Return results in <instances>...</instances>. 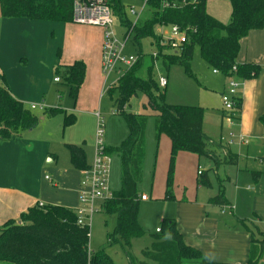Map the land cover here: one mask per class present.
<instances>
[{
	"label": "trees",
	"instance_id": "obj_1",
	"mask_svg": "<svg viewBox=\"0 0 264 264\" xmlns=\"http://www.w3.org/2000/svg\"><path fill=\"white\" fill-rule=\"evenodd\" d=\"M162 1L150 0L148 13L133 24L121 0H106L125 27L130 29L133 25V39L140 46L141 54L138 62L118 78L116 85L108 88L112 98L118 92L115 98L117 114L125 119L129 133L119 145L106 146L109 155L117 154L122 161L121 193L108 198L102 206L106 213L117 215V224L108 234L107 246L90 251L91 228L78 222L76 209L59 204H37L23 212L19 220H8L0 227V264H117L108 252V247L115 245L122 248L128 259L127 264H230L206 260L199 249L185 242L173 218H164L160 231L150 234L152 242L142 249L143 259L133 256V241L148 235L138 216L142 196L139 184L144 176L149 115L129 112L127 108L139 93L146 95V108L157 113V139L164 135L171 140L165 200L177 201L171 186L175 178V161L181 151L210 158L215 167L221 163L237 165L239 154L229 145L216 142L205 133L204 107L168 103L166 93L153 76L154 64L149 67L147 78L138 75L145 58L141 45L143 40L149 39L150 45L162 52L157 30L162 24H175L187 28L188 41L180 55H162V63L168 71L172 65H182L193 76L191 62L196 47H199L202 59L225 77L241 81L255 78L260 74L261 66L251 62L239 63L238 56L242 39L252 30L264 29V0H227L232 5L227 23L207 11L209 2L213 0H171L179 5L164 9L161 7ZM74 3L75 0H0V10L5 18L23 17L69 23L73 22ZM56 72L69 86L70 96L77 102L87 76L86 62L75 60L68 65H58ZM241 107L240 99L239 114ZM44 113L49 117L64 114V127L77 121L74 113L61 107H46ZM260 121L264 126V113ZM38 123L39 117L12 94L5 75L1 74L0 142L21 136ZM66 147L75 168L81 171L90 166L81 146L67 143ZM200 175L198 183L202 187H211L207 174L202 172ZM261 175V171L253 172L256 180ZM220 187L219 193L209 200L212 205L229 204L223 185ZM239 221L247 227V219L239 218ZM239 264H264V231L259 235L252 233L249 260Z\"/></svg>",
	"mask_w": 264,
	"mask_h": 264
},
{
	"label": "crops",
	"instance_id": "obj_2",
	"mask_svg": "<svg viewBox=\"0 0 264 264\" xmlns=\"http://www.w3.org/2000/svg\"><path fill=\"white\" fill-rule=\"evenodd\" d=\"M224 6L227 8V12L221 10ZM207 11L214 17L227 23L232 13V5L227 0H213L209 2ZM24 19L23 17L5 18L1 15L0 10V36L9 51L15 46L16 36H24L21 35L24 21H26ZM61 23H64V26H61V32L63 34L62 58L68 52L70 61L69 63L59 64L68 65L75 60H83L86 62L87 76L80 89L77 102L79 105L85 101L87 111L96 115L97 120H94L95 123L93 122L90 128L81 130L80 135L76 137L77 139H73L68 137V134L72 133L68 127L67 130L66 128L64 129L61 135L58 133L60 132V128H55V130L49 129L48 124L50 122L47 120L48 116L44 113L35 128L30 129L21 136H15L11 140L0 142V227L8 220H19L23 212H27L29 208L40 203L44 205L59 204L74 209L80 206L81 171L72 165L71 160L69 165H66L64 162L63 166L59 167L61 157L68 150L66 147L67 143H74L81 146L85 150L89 165L94 161L98 118H103L102 113L96 110L95 105L98 104L99 97L108 87V77L104 74L102 66L104 30L98 26L74 22ZM33 30L39 34L36 26ZM29 35L30 33L26 34V36ZM33 36L34 41L37 43L38 40L35 38L37 35L33 34ZM3 61L0 58L1 71L5 75L6 64ZM238 62L259 64L261 66V72L257 77L241 82L238 95L242 100V107L239 114V125L236 129L240 131V134L244 138L248 134L261 136L262 133L264 134V126L260 121V116L264 113V29L252 30L247 37L242 39ZM213 72L216 73L214 70ZM160 74L166 75L169 79L168 74L163 72ZM227 85L228 80L225 77L220 95L226 90ZM84 91H86L87 96L83 97ZM147 103L148 100L144 103L145 108ZM130 105L127 108L128 111ZM79 109L80 107H77V110ZM205 109L204 131L207 116L213 115L208 107ZM222 111L225 119L226 113L224 110ZM43 124L45 127L38 135L42 137L44 134L45 137L42 141L43 144L38 146L37 142L40 140H35L36 135H33V133L43 126ZM51 124L50 127L52 126ZM227 126L229 125L227 124ZM221 127H224V125ZM210 138L213 137L210 136ZM111 143L119 145V138L117 140H111L109 138L108 144ZM168 143H170L171 149V140L169 138ZM40 147L45 149L41 150ZM229 147L233 150L232 145H229ZM191 153L187 151L179 152L177 157V171L180 166H183L182 162H184V159H187L189 163L190 159H192L190 158L192 157L191 155H195ZM29 154H33L34 156H29ZM42 154H45L44 159L49 157L48 161L45 162L46 164L47 162L50 164L55 163L57 166L47 167L44 161L40 159ZM247 156L249 160L245 164V167L241 166L240 161L237 165L221 163L215 168L212 159L209 158L210 161L207 163L214 170L215 174L219 176V181L221 180V173H224V176H226L228 186H225L224 189L229 201L228 205H212L209 202L211 197L207 196L202 197V199L196 197L195 203L192 202V199L183 201L181 197H178L175 203L178 204L177 207L179 209L182 204L187 205L184 214L180 216V210L177 211L176 215L167 217L165 213L166 217H162V220L164 218L175 219L185 242L199 249L208 261L230 264L248 262L251 237L252 233H255V230L249 225L247 227H244L242 224L240 225L237 222L239 218L248 219L253 223L257 219L258 224L256 223V225L264 231V155L255 148L251 153L248 151ZM193 157L195 159V156ZM36 158L38 160L34 167L35 161L33 159ZM197 166V173L199 174V169H201L200 158L197 159ZM184 167L186 168V166ZM35 168H39L41 172H47L42 180L37 181L30 174ZM254 171L262 172V175L257 180L253 176ZM47 175L51 176L50 180L46 178ZM233 185L238 191L236 194H233V190H231ZM199 187L201 189L203 188L200 184ZM242 188H244V192L241 191ZM185 198L187 197L185 196ZM101 205H103L102 202ZM158 229L159 227L156 231ZM138 239L141 238L135 240ZM151 242L152 239L150 238V244Z\"/></svg>",
	"mask_w": 264,
	"mask_h": 264
},
{
	"label": "rangeland",
	"instance_id": "obj_3",
	"mask_svg": "<svg viewBox=\"0 0 264 264\" xmlns=\"http://www.w3.org/2000/svg\"><path fill=\"white\" fill-rule=\"evenodd\" d=\"M121 3L126 7L128 15L132 20L135 17L129 13V7L134 6L138 11H141L143 7V0H121ZM221 10L227 12L225 6L222 7ZM148 11L149 10L146 9L143 16H145ZM113 18L115 20L113 25L114 30L118 37L119 35L122 36V33H125L127 29L121 25L117 12H113ZM24 20L26 21H24L25 23L21 31V35L24 36H16L15 46L12 50L9 51L5 47V42L0 36V58L3 59V62L6 64L5 77L8 81L10 90L15 97L23 100L24 104L30 109L31 104L34 103L38 106L44 105V108L61 107L68 112L74 113L77 116V121L75 124L68 126V129L72 132V135L68 134V137L77 139L76 137L77 135H80V131L90 128L91 124H93V122L95 123L97 120V117L96 115L91 114L90 111H87L85 101L79 105L78 102H75L70 96L69 86L65 84L64 80L61 79L60 82L54 80V77L58 75L56 67L60 65L59 63H69L70 61L68 52L65 54L64 58H62L63 34L61 32V26H64V23L34 20L30 18H25ZM35 26L38 28L39 34L37 31L33 30ZM157 31L159 32V28ZM28 33H30V35L26 36ZM33 34L37 35L35 36L38 40L37 43L34 41ZM141 47L143 50L142 53L145 54V58L142 67L138 70V75L142 78H147L148 69L154 64L151 53L153 50H156V48L155 46L150 45L149 39L143 40ZM60 49L61 54H59ZM126 53L139 55L140 46L134 43L132 39L126 47ZM152 72L155 78H158L162 72L169 75V84L166 88H163L168 103L196 105L205 108L208 107L209 110H211L213 115H210L209 117L207 116L205 124V133L207 131V135L213 137L211 139L220 142L222 137L226 140L231 138L233 131L236 134H240V131L236 129L239 125V119L235 120L234 124H231L227 121L225 115V119L223 117V102L220 93L223 89L225 75L220 72L218 74L213 72V68L202 59L199 47H196L194 58L191 62V72L193 73V76L189 75L186 68L182 65H172L168 71L163 65L162 60H158V62L154 64ZM122 75L123 74L117 72L111 73L107 79L108 87L115 86L118 78ZM108 87L99 97V102L95 105V108L102 113L106 125V134L104 137L105 144L117 145L112 143L108 144L109 138L111 140H117L119 138L118 144H120L128 136L129 130L125 119L117 114L115 98L118 96V92L114 93V98H112V95L108 92ZM84 96H87L86 91H84L83 97ZM146 100V95L139 93L138 96H135L132 99L129 109V111L133 113L140 112L149 115L146 128L147 148L144 162V176L143 181L139 184L141 194L146 195L148 199H141L138 216L140 224L146 229L149 237L134 240L132 253L137 259H143L141 251L150 245V234L157 232L156 229L162 226V217L176 215L177 211L180 210V216H182L187 206L182 204L179 209V207H177L178 204H176L175 201H168L164 198L168 187L167 178L170 167V143H168V138L165 136L157 139L155 130V116L157 113L150 108L144 107ZM77 107H80V109L77 110ZM31 110L39 117V119L42 118L44 114L43 109L37 107L36 109ZM47 120L52 123L51 127L50 123L48 124L49 129L55 130V128H60V132H58L60 135L65 128L67 130V127H64V114H59L55 117L48 116ZM44 124L40 128L38 127L39 129L33 133V135H36L35 140H40L37 142L38 146L43 144L42 141L45 137L44 134L42 137L38 135L40 131L44 129ZM59 124L61 125L59 126ZM227 124L229 126H227ZM223 125L224 127H221ZM245 138L249 141L248 144L241 143L240 140L231 144L234 152L239 154V161L242 167H245V164L249 160L247 156L248 151L251 153V151L256 148V150H259L260 153L264 155L263 133L261 136L248 134ZM40 149L43 150L45 148L40 147ZM65 152L64 156L61 155L62 157L60 159L59 167H62L64 162L66 165H69L70 163L69 151L67 150ZM29 156L34 155L29 154ZM191 156L192 157L190 158L192 159H190L189 163L187 162V159H184L185 164L179 159L183 166H180L178 171V158H176L175 178L173 186H171L176 199L181 197L183 201H186L184 200L186 196L187 200L192 199V202H194L196 197H198V199H202V197L205 196L214 197L219 193L221 185H223V187L228 186V180L226 176H224V173H221V180L219 181V176L208 166L207 163L210 161L209 158L205 156L200 157L197 154ZM193 156H195V159ZM44 158L45 154H42L40 159L45 163L48 161L49 157L46 159ZM198 158L201 160L200 170L204 171L212 182V186L209 188L203 187L201 189L199 187L198 180L201 175L197 173ZM33 160L35 161V167L38 158ZM45 165L47 167L57 166L55 163L50 164L48 162L47 164L45 163ZM184 166H186V168ZM46 173L47 172H41L39 168H35L30 172L37 181L40 179L42 180ZM121 175V157L117 154L112 155L109 185L114 196L121 193ZM231 190H233V194L238 192L234 188V185L231 187ZM241 191L244 192V188H242ZM101 201L102 200H99L98 203H101ZM237 222L240 223L239 220ZM246 222L247 225L255 230V234L259 235L262 229L256 225V223L258 224V220L255 219V223H253L247 219ZM88 224L91 228L89 249L90 251H97L102 247L107 246L108 234L114 230L117 224V215L108 214L102 207H100L99 210L94 212L92 220L89 221ZM108 252L114 257L117 264L128 263L127 257L118 245L108 247Z\"/></svg>",
	"mask_w": 264,
	"mask_h": 264
},
{
	"label": "built area",
	"instance_id": "obj_4",
	"mask_svg": "<svg viewBox=\"0 0 264 264\" xmlns=\"http://www.w3.org/2000/svg\"><path fill=\"white\" fill-rule=\"evenodd\" d=\"M183 3V2H182ZM179 4L176 1L163 0L161 7L175 8ZM150 6V0H143V7L138 11L136 7L130 6L129 13L135 18L132 20L135 24L138 19L144 14V11ZM129 16V15H128ZM113 10L106 3V0H75L73 22L78 24H86L101 27L104 30V40L102 48V66L104 74L109 77L111 73L117 72L124 74L131 69L139 60L141 54H127L126 47L134 37L133 25L127 31L122 33V36H117L114 30ZM121 22V21H120ZM121 25H125L121 22ZM125 27V28H126ZM159 36L163 46L162 52L153 50L151 56L154 64L161 60L162 55H180L184 50L188 41L187 28H181L178 25L162 24L159 27ZM133 42L135 43L134 39ZM236 70V67H234ZM216 73L217 70H214ZM2 74L0 67V76ZM161 88H166L169 84V79L166 75L160 74L157 78ZM55 81L60 82L59 76L55 77ZM241 80L231 77L228 78V86L221 94L223 102V110L226 113L227 121L234 124L235 120L239 119V88ZM40 107L45 110L44 105L31 104V109ZM106 134V125L104 119L99 117L96 129V150L94 161L86 169L81 170V183L79 201L80 206L76 209L78 214V222L80 224H88L92 220L94 212L100 209L108 198L114 196L109 185L110 166L112 156L106 151L104 137ZM240 140L241 143H249L241 134H236L234 131L231 138L228 140L221 138L222 143L231 145L235 141ZM202 170L199 169V174ZM47 179L51 176L47 175ZM141 199H148L146 195H142ZM44 206L43 203L39 204ZM89 225V224H88ZM90 226V225H89ZM160 231V228L158 229Z\"/></svg>",
	"mask_w": 264,
	"mask_h": 264
}]
</instances>
